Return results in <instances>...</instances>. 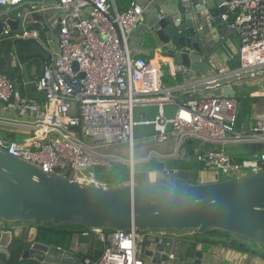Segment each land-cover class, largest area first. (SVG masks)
Segmentation results:
<instances>
[{"label": "built area", "instance_id": "1", "mask_svg": "<svg viewBox=\"0 0 264 264\" xmlns=\"http://www.w3.org/2000/svg\"><path fill=\"white\" fill-rule=\"evenodd\" d=\"M48 1L51 6L45 5ZM149 5L143 7L131 2L127 8L119 10L115 0H0V7L6 9L28 6L27 10L16 13L20 20L18 31L7 27L0 34V47L10 43L12 67L20 69L15 41H33L50 60L33 82L36 91L42 94L41 103L22 96L0 73V102L15 115L13 119L0 118V124L31 132V136L22 141L0 138V149L45 172L82 182L83 173L96 168L111 170L124 163V158L111 148L127 145L129 161L126 163L133 172L132 132L137 124L133 121V109L157 107L159 113L153 121L139 124H151L159 132L158 136L150 138L154 143L161 144L169 137L175 139L174 151L166 158H179L185 144L195 142L199 146L219 147L195 154L206 170L223 178L229 174L236 177L241 172L264 170V107L245 128L238 130L235 97L208 95L177 103L171 89L159 87L157 66L144 57L130 54L128 37L143 22ZM218 7L226 9L220 16L221 26L238 33L239 68L225 73L216 66V77L240 80L264 73V0H222ZM51 11L56 15L54 24L60 27L52 40L45 35L42 39L41 31L26 27L29 16H43ZM50 17L39 24L46 26ZM168 67L172 77L184 74L183 67L174 61ZM261 96L264 97V93ZM165 105L177 107L173 120L163 119ZM168 123L172 124V130L166 134ZM243 145L260 149L240 160L224 150ZM152 157L163 159L150 152L146 160ZM88 184L105 186L94 179ZM6 228L15 237L27 241L37 236V228L32 225ZM81 231L83 236L97 234L105 246L97 261L84 259L83 264H150L143 257L144 250L149 249L146 244H151L154 250L159 242L160 254L166 256L164 264H170L181 244L176 239L177 234L169 231Z\"/></svg>", "mask_w": 264, "mask_h": 264}, {"label": "water", "instance_id": "2", "mask_svg": "<svg viewBox=\"0 0 264 264\" xmlns=\"http://www.w3.org/2000/svg\"><path fill=\"white\" fill-rule=\"evenodd\" d=\"M152 6L145 15L144 31L149 40L160 45L158 50L165 59L181 65L186 79L204 96L234 97L231 84L236 77L218 78L212 55L219 46H210L216 37L227 39L236 30L221 26L219 8L222 0H149ZM56 15L47 25L39 23L34 28L52 40L60 30L54 24ZM41 16L39 20H44ZM5 25L16 31L18 22L7 20ZM4 25L0 23V34ZM18 31V29H17ZM10 46L0 47L3 66L0 73L18 89L15 68L11 65ZM30 50L45 61L49 56L37 44ZM18 64L23 73L24 87L32 99H38L29 70L24 64L18 45L15 46ZM36 69V68H35ZM247 76H244L245 78ZM207 81H215L205 84ZM12 101V99H11ZM10 101V102H11ZM177 107L165 105L162 116L173 120ZM157 107L133 109V140H147L159 135L151 122L158 116ZM168 123L164 133H170ZM32 225L41 228L69 226L86 231L189 232L197 235L219 231L229 238L257 244L264 248V170L239 176L227 175L223 180L193 184L181 177L168 182L136 183L129 169V180L120 185L94 186L71 180L58 173H48L0 149V225ZM14 235L8 228L0 232V255L9 259V246ZM23 259L37 264H83L80 256L66 248L42 241L26 242ZM235 244L236 241H233ZM161 242L154 250H144L143 257L150 264H164L165 254ZM203 252L188 249L177 253L170 264H209ZM0 264H2L0 262Z\"/></svg>", "mask_w": 264, "mask_h": 264}, {"label": "crops", "instance_id": "3", "mask_svg": "<svg viewBox=\"0 0 264 264\" xmlns=\"http://www.w3.org/2000/svg\"><path fill=\"white\" fill-rule=\"evenodd\" d=\"M131 2H137L139 5L146 7L147 4H150L148 9L151 8L152 3L149 0H125L119 1L115 4L119 7V9L123 10L129 6ZM45 5L51 6L48 2H45ZM129 3V4H128ZM28 6H21L18 8L6 9L0 7V23L4 25V29L8 26L5 25V22L9 19L17 21V29L20 27V20L17 18L16 13L22 12L27 10ZM148 11V10H147ZM146 11V12H147ZM143 16V22L132 31L129 35L127 40V47L131 55H138L144 57L147 60L153 62L155 66H157L159 70V77H158V85L160 88H169L172 90V96L174 101L177 103L185 102L189 99H197L204 97L203 91H196L191 87L193 83L191 80H188L183 76V74H178L175 77L170 75V72L165 67L166 64L171 62L170 59H165L160 55L158 52L161 49L160 45H155L151 40L148 39L146 32L144 31L143 27L145 24V15ZM48 15H55L53 11L47 12L43 14L45 19ZM41 15H33L29 16L26 20V27L34 28L33 25L35 22L40 23L39 20ZM51 18V17H50ZM49 18V19H50ZM47 19V22L48 20ZM44 24V22H43ZM16 29V31H17ZM15 32V31H14ZM31 41V40H27ZM210 46H219L218 50L212 55L211 59L214 60L217 68L219 70L224 71L225 73H230L233 70H230L231 65L238 63V50H239V36L238 33L236 35L230 34L227 39H221L216 37L215 40L211 41ZM31 43H34L31 41ZM10 44V43H9ZM2 59V56H0ZM3 60V59H2ZM50 61V60H49ZM3 62L0 64V69H2ZM29 70V77L32 82H34V78L37 75H40L41 71L35 70L34 67L28 69ZM15 80L19 83L18 91L21 93L22 96L28 97V99L34 101L35 103H41L43 101L42 94L38 93V99H32L24 87V80H23V73L20 66V69H16L14 72ZM246 78H242L240 80H236L231 84L232 89L234 90L235 98H239V100L247 104L246 111L250 112L247 121L241 125V128H245V126L251 121L253 118L256 117L257 114L262 110L264 107V97H262V93H264V88L258 91L255 95L251 93H238L237 90L242 89L240 83H242ZM238 87L237 89H235ZM240 106V105H239ZM0 118L1 119H13L15 118L14 113L5 110L4 104L0 102ZM31 136V132L28 130H17L6 125L0 124V138L8 141H22ZM142 141V140H141ZM188 144L195 145V150L193 153V157L187 159L186 148L184 146L182 152L179 154V158H166V156H170L175 148L176 142L173 137H169L165 142L161 144L153 143L157 145V148L160 151H150L154 152V154L160 155L163 159H158L163 163L164 169L159 171V169L152 170L148 173L154 180H140L139 183H149V182H168L176 177H181L193 184H201V183H211L223 180L224 178L221 175L217 174L216 172H212L206 170L202 164L198 160V155L195 154L196 151H208L213 149H219V147L214 146H199L195 142H187ZM209 147V148H208ZM157 149V150H158ZM260 149L259 147L252 146V145H243L238 147H227L224 150L235 160H240L246 158L250 152L253 150ZM149 152V153H150ZM201 153V152H199ZM187 159L188 161L194 160L200 164V168L198 169H186V170H178L173 167V163L176 160L184 161ZM248 174V172H241L239 175ZM133 179L135 181L134 173ZM127 182V181H126ZM125 182V183H126ZM138 183V182H136ZM3 229H6V226L0 225ZM71 235L68 242L70 246V250L75 253L76 255L80 256L81 260L89 259L90 257L97 256V254L102 249L103 243L100 240V237L95 233H90L87 236H83L81 234L82 231L77 230L76 228L71 229ZM192 236L193 233H189L187 236ZM15 237V236H14ZM180 234L176 235V239L180 241ZM23 239V238H22ZM25 242L27 240L23 239ZM224 244L214 245V244H207V243H196L193 249L201 251L204 253L205 261L209 264H264V248L253 244L250 242H245L243 240H237L232 237L224 238ZM233 241H236L234 244ZM181 245L178 246L179 255L181 253L186 252L189 248L186 244L180 241ZM227 244L236 245L240 248H245L247 251H237L232 248L226 246ZM149 250H153V246L151 244H146ZM4 256V255H3ZM91 259V258H90Z\"/></svg>", "mask_w": 264, "mask_h": 264}, {"label": "trees", "instance_id": "4", "mask_svg": "<svg viewBox=\"0 0 264 264\" xmlns=\"http://www.w3.org/2000/svg\"><path fill=\"white\" fill-rule=\"evenodd\" d=\"M119 1L123 2L125 0H116V3ZM13 44L15 46L16 45L19 46L20 51L22 53L23 60H24V64L27 66L28 69L34 67L36 68L35 70L41 71L47 64H49V60L45 61L39 55L35 54L33 51L30 50V47L32 44L31 41H15ZM0 56H1V52H0ZM2 62L3 60L0 59V64ZM238 68H239V62L231 65L230 70L234 71ZM236 100L238 101L237 129L240 130L241 125H243L244 122L241 121V117H240L241 113L239 111V105H241L243 102L241 103L239 98H236ZM185 148H186L185 150L188 156L187 159L193 157L195 145H192L191 143L190 144L187 143L185 144ZM187 159H185L184 161H181V160L174 161L173 167L178 170L200 168L199 163H197L194 160L188 161ZM102 171L106 173H102ZM120 172L127 174L125 177L126 179L121 177L125 175H120ZM91 173L93 175L92 179H94L97 182H100L101 184L107 185V186L120 185L128 181L127 180L128 179V169L126 166L120 165V164L113 166L111 170H106L104 168H96V169H93ZM71 229L73 228L69 226L52 227L50 224H47L37 229L36 240L67 249V246H69L68 245V242L70 239L69 237L72 232ZM1 230H2V227L0 226V232ZM186 233H189V232L181 233L184 236H181L179 239L184 244H186L189 248H194V245L196 243H207V244H214V245L224 244L223 239L228 238L226 234L219 232V231H214L206 235H202V236L197 235L196 233L193 234L192 236H187ZM28 246L29 245L22 238L13 237L12 243L8 248L9 253H10L9 259H6L5 256L0 255V262L2 264H37L33 260L22 258L23 252L26 249H28ZM226 246L234 250H237V251H242V252L247 251L245 248H240L239 246H236V245L227 244ZM104 247L105 246L103 244V246L101 247L102 249L97 254V256H94V257L92 256L90 257L91 259L90 258L89 259L93 262L97 261L102 256Z\"/></svg>", "mask_w": 264, "mask_h": 264}, {"label": "rangeland", "instance_id": "5", "mask_svg": "<svg viewBox=\"0 0 264 264\" xmlns=\"http://www.w3.org/2000/svg\"><path fill=\"white\" fill-rule=\"evenodd\" d=\"M41 37L42 39H45L42 33H41ZM165 67L169 71L168 64H166ZM245 78L246 79L242 83H240L242 86V89L237 90V92L238 93H244V92L251 93L252 95L257 96L256 94L258 93V91L261 90V88H264V73L260 75H256L254 77H245ZM237 88L238 87H236L235 89ZM261 100H264V99H261ZM246 108H247V104L244 102L239 106V111L241 113V116H240L241 121H243L244 123L247 121L248 116L250 115V112L246 111ZM153 143L154 142L152 139H147V140H142V141L134 140V143H133V161H134L133 173H134L135 181L138 183H139V179L143 181L144 180H154L148 174L151 171V169L152 170L159 169V171L161 172L164 169L163 163L159 161L158 159H156L155 157H152L149 161L146 160L148 158V154L150 151L152 150L156 152L160 151L157 148V145ZM111 150L119 154L122 158H124V163L120 165H124L127 167L128 169V179L127 180H129V165H127L126 163L127 161H129L127 145H121L119 147H112ZM102 173H106V172L102 171ZM120 175H125V176H121L122 178H125L127 174L120 172ZM92 178H93V175L91 172L83 173L81 176V179H83L82 182L86 184H88V181L91 180ZM149 183H154V182H149ZM77 230L81 231L82 229H77ZM186 234L188 235L189 233H186ZM180 236H184V235L180 233Z\"/></svg>", "mask_w": 264, "mask_h": 264}, {"label": "bare ground", "instance_id": "6", "mask_svg": "<svg viewBox=\"0 0 264 264\" xmlns=\"http://www.w3.org/2000/svg\"><path fill=\"white\" fill-rule=\"evenodd\" d=\"M130 165H131V166H133V164H132V163H131Z\"/></svg>", "mask_w": 264, "mask_h": 264}]
</instances>
